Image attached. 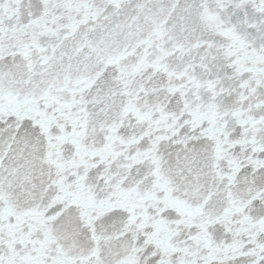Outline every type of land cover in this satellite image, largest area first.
Instances as JSON below:
<instances>
[{"label": "snow or ice", "instance_id": "6c2138e0", "mask_svg": "<svg viewBox=\"0 0 264 264\" xmlns=\"http://www.w3.org/2000/svg\"><path fill=\"white\" fill-rule=\"evenodd\" d=\"M0 264H264V0H0Z\"/></svg>", "mask_w": 264, "mask_h": 264}]
</instances>
